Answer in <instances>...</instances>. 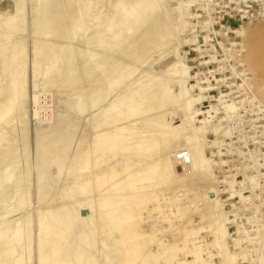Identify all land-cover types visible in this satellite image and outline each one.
<instances>
[{
    "label": "rangeland",
    "instance_id": "1",
    "mask_svg": "<svg viewBox=\"0 0 264 264\" xmlns=\"http://www.w3.org/2000/svg\"><path fill=\"white\" fill-rule=\"evenodd\" d=\"M41 5V0H0V110L7 104L0 116V264H40L39 247L48 254L53 245L47 237L62 226L50 218L61 207L62 214L70 212L71 217L65 240L60 239L56 248V264H78L85 250L81 233L89 231L94 232L90 254L95 264H142L145 258V264H179L184 257L181 264H227L225 257L230 256L233 264H264V100L255 96L238 62L243 41L239 32L247 27L264 30V0H46ZM49 22L52 30L48 26L44 31L42 23ZM15 51L18 62L10 66ZM162 85L179 97V103L169 98L162 108L155 96L150 98L155 110L129 112L135 101L157 94ZM198 96L202 99L191 108L204 114L192 123L203 128L197 137L208 177L193 172L192 157L180 139L165 147L157 138L156 145L143 152L136 143L149 131L144 129L145 119L156 112H174L171 123L178 125L184 119L181 104ZM113 129L123 130L119 135L124 137L116 152L106 149L105 142L95 149L94 137ZM189 131L185 136L192 135ZM175 155H185L190 162L184 164L178 156L173 160ZM163 158L170 160L168 171ZM152 166L160 173L155 170L152 176ZM135 172L147 179L135 186H143L138 192L147 200L135 198L141 203L136 213L132 210L131 223L138 225L140 237L151 241L130 259L127 253L137 240L120 242L123 236L115 224L104 226L103 215L95 211L103 201L101 189ZM167 173L170 181L163 187ZM123 184L116 185L111 196H118ZM144 186H149L148 193ZM83 189L88 195L78 194ZM86 199L94 206L89 231L83 221L90 216ZM128 200L111 205L122 206ZM42 218L50 220L51 231L40 234ZM216 219L225 221L219 245L214 243L213 233L221 227ZM197 244L204 250L199 262L192 256ZM171 248L176 249L174 258L168 253Z\"/></svg>",
    "mask_w": 264,
    "mask_h": 264
},
{
    "label": "bare ground",
    "instance_id": "2",
    "mask_svg": "<svg viewBox=\"0 0 264 264\" xmlns=\"http://www.w3.org/2000/svg\"><path fill=\"white\" fill-rule=\"evenodd\" d=\"M41 6L42 7H44L45 5H46V0H41ZM130 14H133V13H130ZM129 14V15H130ZM136 14V13H135ZM134 15V14H133ZM128 16V15H127ZM129 18V17H128ZM131 18V17H130ZM133 19V18H132ZM131 19V20H132ZM130 21V20H129ZM135 21V20H134ZM138 22V21H137ZM42 24H44L43 25V29H44V31H46V29L47 28H49L50 27V29H51V25H53L52 24V22H49V23H42ZM250 24V23H249ZM39 25H41V23L39 24ZM125 25V24H124ZM49 26V27H48ZM250 26V25H249ZM16 27V26H15ZM18 27V26H17ZM16 27V28H17ZM263 27V26H262ZM248 28V27H247ZM247 28H243V30L242 31H240L239 32V34L238 35H241L242 36V43H241V49H240V55H239V58H238V62L239 63H241L242 64V66H243V68H244V70H245V72H247V74L249 75V78H248V81H249V84H250V87H251V89H252V91H253V93L255 94V96H259L260 98H262L263 100H264V30L263 29H260V28H253V29H247ZM11 29V28H10ZM14 29V28H13ZM6 30V29H5ZM12 30V29H11ZM10 30V31H11ZM16 30V29H15ZM39 30H40V28H39ZM52 30V29H51ZM43 31V30H42ZM44 31H43V33H44ZM123 31V30H122ZM13 31H11V33H12ZM41 32V31H40ZM52 32V31H51ZM124 32V31H123ZM9 33V32H8ZM45 34H47V33H45ZM46 36V35H45ZM48 37V36H47ZM40 46V45H39ZM21 47V46H20ZM20 47H18V48H20ZM38 47V46H37ZM14 48H15V46H14ZM18 48H17V50H18ZM35 48H36V46H35ZM14 50V49H13ZM16 50V49H15ZM16 50V51H17ZM39 50V49H38ZM41 50V49H40ZM16 51L15 52H11V57H10V60H9V65L11 66V65H14V62H18V61H16L17 60V54H16ZM19 51H21V50H19ZM18 52V51H17ZM35 52V51H34ZM37 52V51H36ZM40 52V51H39ZM43 54V53H42ZM39 55V54H38ZM21 56H19V58H20ZM34 59V58H33ZM36 59V58H35ZM19 60V59H18ZM19 64V63H18ZM5 69H6V67H5ZM12 69L14 70V74L16 75V74H18V69L15 67V68H13L12 67ZM20 72V71H19ZM102 73V72H101ZM105 73V72H104ZM8 76V75H7ZM33 78H34V76H33ZM8 79V78H7ZM20 81V80H19ZM8 83V82H7ZM19 84V83H18ZM6 86V85H5ZM18 87H19V85H18ZM6 88V87H5ZM8 88V87H7ZM20 88V87H19ZM18 93H20V92H18ZM20 96V95H19ZM148 96V95H147ZM157 97V101L158 102H160L161 104H160V107H162V106H164V104H165V102H167V99H169V98H172L173 99V101H175L176 103H179L178 101V99H179V97L178 96H173V94H172V96H171V90L169 89V88H167V86L165 85V88H163V85L162 86H160V88H159V92L156 94H153V95H151L150 97H146V99H145V97H143L145 100H139V101H135L136 102V104L134 103V107L133 108H131V111L127 108V111L129 110V112H131V114H136V115H139V114H144V113H148V112H151V111H153V110H155L156 108H158V107H154V105L152 104V102H151V97ZM7 97V96H6ZM155 97V98H156ZM142 98V99H143ZM258 98V97H257ZM202 99V96L201 97H197V98H195L194 100H192L191 98H189V97H187L186 98V100H187V102H183L182 104H181V106H180V114H182L183 116H184V119L183 120H180V121H178L179 122V124L178 125H172V121H173V119L174 118H176L175 117V115H173L174 114V112H170V113H163V112H161V113H157L156 112V114L154 115V117L152 116V118H148V119H145L146 120V123H145V126H144V129L145 128H148L149 129V131H151V132H153L152 134H149V133H147V132H149L148 130L147 131H145L146 133L145 134H142V136H141V138H140V141H137L136 143L138 144V142H140L141 144H138V145H140L141 146V150L143 149V150H147V149H151L152 147H154L155 145H156V143H157V138L158 139H160L161 141V143L163 142V144H164V146L166 147V146H168V147H172V146H174V142L177 140L178 141V139H180V140H182L183 141V144H185L187 147V149L186 150H188L189 152L188 153H190V155H191V157H192V159H190V161L192 162V170H193V172L195 173V174H197V175H200V174H204V175H207V174H205L206 173V171H205V168H204V166H205V162H206V160H205V158L203 157V155H202V152H201V144H199V137H197V133L199 132L200 133V131H201V129H203V128H195V126L193 125V120L195 119V117H198V116H200L201 114L203 115L204 113H199L200 111H198L197 109H192L191 107H193L194 105V103L196 104L198 101H200ZM30 100V99H29ZM131 100V99H130ZM133 100V99H132ZM120 101V100H119ZM153 101H155V99L153 100ZM168 101H170V99L168 100ZM6 102V101H5ZM128 102H129V100H128ZM127 102V103H128ZM131 102V101H130ZM263 102V101H262ZM114 103V102H113ZM112 103V104H113ZM123 103V102H122ZM154 103H157V102H154ZM19 104V103H18ZM124 104V103H123ZM132 103H130V105H131ZM158 104V103H157ZM115 104H113V106H114ZM129 105V104H128ZM127 105V106H128ZM166 105V104H165ZM7 106V104H5L4 103V105H1V110H0V116L4 113V110H5V107ZM120 106H121V103H120ZM123 106V108L125 107V105H122ZM157 106H159V104L157 105ZM112 107V106H111ZM115 107H117V106H115ZM8 108V107H7ZM113 108V107H112ZM117 108H119V107H117ZM116 108V109H117ZM122 108V107H121ZM126 108V107H125ZM163 108V107H162ZM225 108H226V111H233V108H232V106H225ZM114 109V108H113ZM83 110V109H82ZM107 110H109L108 108H107ZM107 110H104V111H107ZM171 110V109H170ZM213 110V109H212ZM126 111V112H127ZM13 112V111H12ZM110 112V111H109ZM122 112H124V111H122ZM108 113V112H107ZM113 113H114V110H113ZM117 114H119V112H116ZM125 113V112H124ZM206 113H209L208 111H206ZM110 114V113H109ZM109 114H107V115H109ZM105 115V114H104ZM149 115V114H148ZM171 115V117H170V121H169V116ZM181 115V116H182ZM106 116V115H105ZM116 116V115H115ZM127 116H128V114H127ZM145 116V115H144ZM178 116H180L179 114H178ZM180 116V117H181ZM107 117V116H106ZM112 117H113V115H112ZM117 117H119V116H117ZM125 117V116H124ZM167 117V118H166ZM122 117H120L119 119H121ZM125 118H127V117H125ZM128 118H129V116H128ZM124 119V118H123ZM122 119V120H123ZM178 119H179V117H178ZM180 119H182V118H180ZM204 119V118H203ZM103 120H105V119H103ZM102 120V118H101V121H103ZM109 120V119H108ZM124 120H126V119H124ZM172 120V121H171ZM5 121H6V119H5ZM115 121H117V120H115ZM114 121V122H115ZM119 121V120H118ZM112 122V121H111ZM172 122V123H171ZM195 122V121H194ZM103 123H104V121H103ZM109 123V122H108ZM199 123H201V122H199ZM98 124H101V123H98ZM111 124L109 123V126H110ZM101 126V125H100ZM94 128H96V127H94ZM120 128V127H119ZM109 129H110V127H109ZM190 130L189 132H191L192 131V135H189V136H185L186 134L188 135V133H187V131L188 130ZM94 130V129H93ZM121 129H113L112 131H111V133L109 132V134L108 133H102V134H96L97 136L96 137H94L95 138V140H94V144H95V149H98V147H100V146H102V145H104V142L105 143H107L108 145L106 146V149L108 148L110 151H112L113 152V150L115 151V149L117 148L116 146L117 145H119L120 144V142L121 141H124V137H122V139H121V134L119 133V131H120ZM187 130V131H186ZM110 131V130H109ZM121 131H123V130H121ZM103 132H104V130H103ZM186 133V134H185ZM203 133V132H202ZM94 134V135H95ZM121 136H120V135ZM129 134V133H128ZM127 134V135H128ZM131 134H134V132H131ZM190 134V133H189ZM93 135V136H94ZM126 135V134H125ZM136 135V134H135ZM198 135H200V134H198ZM130 136V135H129ZM133 136V135H132ZM155 136V137H154ZM39 137V136H38ZM108 137H111L110 139L108 138ZM126 137V136H125ZM131 137V136H130ZM108 138V139H107ZM126 138H128V136L126 137ZM133 138V137H132ZM129 139V138H128ZM128 139H126V140H128ZM107 140H111L110 142L108 141L107 142ZM47 141V140H46ZM130 143V142H129ZM36 144H39V143H36ZM131 144H133V142L132 143H130V145ZM173 144V145H172ZM123 145H124V143H123ZM134 145V144H133ZM160 145V144H159ZM172 145V146H171ZM121 146V145H120ZM136 147V146H135ZM184 147V146H183ZM122 148V147H121ZM139 147H137V150H139L138 149ZM104 149V148H103ZM120 148H118L117 150H119ZM122 149H124V148H122ZM169 149V148H168ZM172 149V148H171ZM121 150V149H120ZM117 151V152H121V151ZM143 150H142V152H143ZM7 151V150H6ZM107 151V150H106ZM165 151H166V149H165ZM173 151H175V149L173 150ZM3 152V151H2ZM93 152H94V150H93ZM112 152H110L111 154H112ZM116 152V151H115ZM114 152V153H115ZM131 152V151H130ZM145 152V151H144ZM162 152V151H161ZM181 152H182V150H181ZM95 153V152H94ZM0 154H1V152H0ZM106 154V153H105ZM83 155H85L86 156V152L83 154ZM83 155H82V158H83ZM102 155V154H101ZM190 155H189V157H190ZM100 156V155H99ZM176 156H178V155H175L174 157H175V159L173 158V160H176L177 159V157ZM166 157V156H165ZM179 158H180V160H181V155L180 156H178ZM85 158V157H84ZM112 158V157H111ZM162 158V157H161ZM168 158V157H167ZM164 159V160H162V161H164L163 162V164H164V167H165V169L164 170H166V171H168V169L170 168V166H171V163H170V160H168V159ZM86 159H87V156H86ZM89 160V159H88ZM189 161V162H190ZM85 162H87V161H85ZM159 162H160V160H159ZM78 164V163H77ZM88 164V163H87ZM157 165H158V163H157ZM151 166V165H150ZM155 166V165H154ZM162 166V165H161ZM149 167V166H148ZM160 167V166H159ZM142 168V167H141ZM130 169V168H129ZM139 169V168H138ZM151 169V174H152V176H153V174L155 173L154 171L155 170H158V168H155V167H153L152 166V168H150ZM143 170H144V168H143ZM161 170V169H160ZM126 171V170H125ZM127 171H129V170H127ZM136 171V170H135ZM147 171V170H146ZM161 171H163V170H161ZM124 172V171H123ZM137 172V171H136ZM135 172V174H133V175H130V174H128V175H126L125 176V179L124 180H121V181H115L116 183H114V184H112L111 185V187L110 188H107V189H105V190H103V189H101L100 190V194H98V195H101L102 196V199H103V201L104 200H106V202H107V200H113V198H115L113 201L115 202V203H111L112 205L113 204H118V202H123V201H125V200H128V198L129 197H131V195H132V193L134 192V194H136V196L134 195V196H132V199H130V200H128V204H125L124 203V205H122V206H112L110 203H105V202H103V201H101V203L99 204V207L97 208V211H95V212H98L99 213V215L101 214V215H103V216H101V218L102 219H104L105 221H106V223L104 224V226H106V224L107 225H110V224H115V227L117 228V230H118V232H120L121 233V236H123V237H121L120 238V242H124V241H126V239H136L137 241H135L137 244H135V249H133L132 251H128V253H127V255L128 256H130L129 258L130 259H132V257L135 255L136 256V254L138 253V252H140L139 251V248L141 247V246H145V244H147L148 243V241L150 242L151 240H150V238H145V236L144 237H140L139 235H138V233H136L137 232V230H138V225H136V223H131V220L133 219V217H132V210H134V212L136 213V209H135V207H137L138 206V204H140V203H136L135 201V198H141V197H143L142 198V200L144 199L145 200V197H146V200H147V195H142V193H144V192H142L141 194L138 192V191H140L141 190V188L143 187V186H141V187H139V185H140V183L139 182H141V181H145V180H147L146 178L145 179H143V177H141L140 175H142V174H139V173H136ZM140 172H141V170H140ZM158 172H159V170H158ZM165 172V171H164ZM146 173V172H145ZM160 173V172H159ZM158 173V174H159ZM163 173V172H162ZM161 173V174H162ZM170 173V172H169ZM42 174V173H41ZM124 174H126L125 172H124ZM113 175V174H112ZM163 175V174H162ZM203 175V176H204ZM1 177V176H0ZM100 176H96L95 178H97V179H100L99 178ZM122 177V176H121ZM193 177V176H192ZM199 177V176H198ZM206 177H208V175L206 176ZM205 176H204V180H206L205 178H206ZM117 178V177H116ZM115 178V179H116ZM180 178V177H179ZM103 179V178H102ZM101 179V180H102ZM185 179V178H184ZM41 180V179H40ZM100 180V181H101ZM104 180V179H103ZM162 180V179H161ZM198 180V179H197ZM2 181V180H1ZM42 181V180H41ZM170 181V174H168L167 173V175L164 177V181L162 182V183H160V184H163V185H161V186H163L164 187V185L165 184H168V182ZM203 181V180H202ZM5 182V181H4ZM159 182V181H158ZM40 183V182H39ZM103 183V182H102ZM102 183H101V185H102ZM121 183H124L123 185V187L121 188V190L118 192L119 194H117L118 196H116V197H113V196H115L114 194L115 193H111L112 191H114L116 188H115V186L116 185H118V184H121ZM137 183H139V185H138V187L139 188H135V186H136V184ZM176 183V182H175ZM178 183V182H177ZM182 183V182H181ZM184 183V182H183ZM18 184V183H17ZM43 184V183H42ZM104 184V183H103ZM145 184V183H144ZM152 185V184H151ZM156 185V184H155ZM159 185V184H158ZM172 185V184H171ZM8 186V185H7ZM83 186H85L84 184H83ZM103 186V185H102ZM157 186V185H156ZM145 187L146 186H144V189H145ZM148 187L149 186H147L146 187V189H147V193H148ZM154 187V186H153ZM183 187H184V185H183ZM2 188V187H1ZM117 188H119V187H117ZM8 189V188H7ZM77 189H79V188H77ZM95 189V188H94ZM130 190V191H132V193L131 192H129V194L131 193V195H127L128 193H126V196H128V197H124L123 195V193L126 191V190ZM152 189H154V188H152ZM42 190V189H41ZM96 190H98L97 188H96ZM80 191V193H78V194H82V193H87L88 191L87 190H85V189H83L82 191L81 190H79ZM141 191H143V190H141ZM140 191V192H141ZM154 191V190H153ZM153 191H150V192H153ZM4 192V191H3ZM74 192H76V191H74ZM146 192H145V194H146ZM174 192V191H173ZM215 192V189H213V190H211V191H209V192H207V194L208 193H211V194H213ZM160 193V192H159ZM89 194H90V192H89ZM123 194V195H122ZM138 194V195H137ZM140 194V195H139ZM179 194V193H178ZM69 195V194H68ZM87 195H88V193H87ZM111 195H113V196H111ZM148 195H150V194H148ZM151 195H153L152 193H151ZM41 196V195H40ZM81 196V195H80ZM82 196H84V195H82ZM101 196H97V197H101ZM111 199H110V198ZM119 197H120V199H119ZM151 197V196H150ZM149 196H148V198H150ZM153 197V196H152ZM151 197V199H153ZM200 197V196H199ZM203 197V196H202ZM84 198H86V197H84ZM83 198V199H84ZM206 198V202H208V203H211L209 200H208V196L205 194L204 195V199ZM98 199V198H97ZM192 199V198H191ZM203 199V198H202ZM201 199V200H202ZM80 200H81V198H80ZM87 201H89V203H87L86 204V206H88V208H89V211H90V216L88 217V218H86L85 220H83V221H85L86 223H88V224H86V226H85V230L86 231H89V228H90V226H92V216H94V215H92V213L94 212L93 211V208H92V206L90 205L91 204V202H90V199L88 200V199H86ZM85 200V201H86ZM135 200V201H134ZM155 200V199H154ZM84 201V200H83ZM84 201V202H85ZM86 201V202H87ZM117 201V202H116ZM80 202V201H79ZM144 202V201H143ZM147 202V201H146ZM148 202H150V201H148ZM157 202V201H156ZM179 202V201H178ZM145 203V202H144ZM168 203V202H167ZM120 204H122V203H120ZM213 204V203H212ZM126 205V206H125ZM156 205H158V203L156 204ZM185 205V204H184ZM211 205V204H210ZM125 206V207H124ZM143 206V205H142ZM213 208H214V210H215V208L216 209H218V206L216 205V204H213ZM59 207V206H58ZM72 207V206H71ZM94 207V206H93ZM120 207V208H119ZM147 207V206H146ZM158 207V206H157ZM175 207V206H174ZM173 207V208H174ZM180 207V206H179ZM211 207V206H210ZM152 208H153V206H152ZM155 208V207H154ZM62 209H64L63 207H61L60 209H57L58 210V213H55L54 212V214H55V216H54V214L50 217V218H52L53 220V223H54V221H56V222H62V226L60 227V228H58V230L57 229H55V230H53V231H51V229H50V223H49V221L47 222L46 220H43V218L39 221V224H38V231H39V233L41 234V233H47L48 231H51L49 234V237H47L48 239H49V242H51L52 243V247H51V250H49L50 252H48V254H46L45 252H44V250L42 249V247H39V253H38V259H39V261H40V264H56V260H57V250H56V248H57V245H58V242H59V240L60 239H64L63 238V236H64V233L65 232H67V230L69 229V224H70V222H69V219H70V217H71V215H69L68 216V213H70V212H66L65 210H63V211H65L66 213H67V215L64 213V215L62 214V212H61V210ZM144 209V208H143ZM156 209V208H155ZM178 209V208H177ZM196 209V208H195ZM154 210V209H153ZM158 210V209H157ZM162 210V209H161ZM212 210V209H211ZM155 211V210H154ZM216 211V210H215ZM219 211V210H218ZM49 212V211H48ZM61 212V213H60ZM195 212V211H194ZM46 213V212H45ZM50 213V212H49ZM71 213H72V211H71ZM97 213V214H98ZM161 213V212H160ZM212 213V212H211ZM210 213V214H211ZM218 213V212H217ZM217 213H215V214H217ZM220 213V212H219ZM134 214V213H133ZM178 214V213H177ZM213 214V213H212ZM224 214V212L222 213V215ZM43 215V214H42ZM49 215V214H48ZM63 215V216H62ZM73 215V214H72ZM137 215V214H136ZM147 215V214H146ZM158 215V214H157ZM219 215V214H218ZM218 215H217V218H218ZM41 216V215H40ZM47 216V215H46ZM74 216V215H73ZM87 216V215H86ZM175 216V215H174ZM202 216V215H201ZM208 216V215H207ZM212 216V215H211ZM181 217V216H180ZM48 218V217H47ZM46 217H45V219H47ZM76 218V217H75ZM159 218V217H158ZM207 218V217H206ZM214 218V217H213ZM220 218V217H219ZM218 218V219H219ZM218 219H216L217 221H219L220 219H223L222 218V216H221V218L218 220ZM72 220V219H71ZM130 220V221H129ZM133 220H135V219H133ZM132 220V221H133ZM141 220V219H140ZM209 220H210V218H209ZM223 220H225V218L223 219ZM51 221V222H52ZM69 222V223H68ZM74 222V221H73ZM82 222V221H81ZM80 222V223H81ZM84 222V223H85ZM131 224H130V223ZM134 222V221H133ZM137 222V221H136ZM216 222V221H215ZM220 222V221H219ZM218 222V223H219ZM225 222V221H224ZM223 222V223H224ZM212 223H213V221H212ZM223 223L221 224V222L219 223V224H221V227L220 226H218V227H220L219 229H217L216 231L217 232H215V233H213V234H215V239H214V243L216 244V245H219V240H221V239H224L223 237H225L224 236V230H225V228H222L223 227ZM28 224V223H27ZM59 224V223H58ZM75 224V223H74ZM90 224V225H89ZM102 224V223H101ZM126 224H128V225H126ZM138 224V223H137ZM143 224V223H142ZM186 224H188V223H186ZM89 226V228H87L88 226ZM126 225V226H125ZM188 225H191V223L190 224H188ZM27 226V225H26ZM104 226L102 225V227L104 228ZM217 227V228H218ZM99 228V227H98ZM101 228V227H100ZM27 229V228H26ZM54 229V228H53ZM161 229V228H160ZM182 229V228H181ZM214 229V228H213ZM216 229V228H215ZM7 230V229H6ZM71 230H72V227H71ZM92 230H93V228H92ZM103 230V229H102ZM101 230V231H102ZM116 230V231H117ZM190 229H188V231H189ZM192 230V229H191ZM239 230V229H238ZM16 231V230H15ZM20 231V230H19ZM18 231V232H19ZM29 231V230H28ZM70 231V230H69ZM100 231V230H99ZM185 231H187V230H185ZM188 231H187V233H188ZM193 231V230H192ZM196 231V230H195ZM200 231V230H199ZM226 231V230H225ZM71 232V231H70ZM81 232V231H80ZM82 232H83V229H82ZM91 232V233H90ZM139 232V231H138ZM141 232V231H140ZM152 232V231H151ZM182 232H183V230H182ZM25 233V232H24ZM28 233V232H27ZM68 233V232H67ZM83 233H86V232H83ZM83 233H81L82 234V236L80 235V237H82V242H80V243H82V244H84L85 245V250L83 249V248H81L82 250H84L81 254H80V258H79V261L77 262L78 264H82L83 262H86V263H88V264H95V261H93V260H95V259H92V257H93V255L91 256V254H90V251H92L91 250V248H92V246H93V244H92V237L91 236H93V234H94V232L92 233V231H89L88 233H90V234H92V235H88V233H87V235L86 234H83ZM192 233V232H191ZM226 233V232H225ZM4 234V233H3ZM16 234V233H15ZM20 234V233H19ZM103 234H104V232H103ZM190 233H188L187 235H189ZM195 234H196V232H195ZM18 235V234H17ZM69 235V234H68ZM143 235V234H142ZM185 235H186V233H185ZM192 235H194L193 233H192ZM20 236V235H19ZM105 236V235H104ZM190 237H191V235H189ZM14 237V236H13ZM146 237H148V236H146ZM188 237V236H187ZM103 238V237H102ZM80 239V238H79ZM129 239V240H130ZM189 239V238H188ZM14 240H15V238H14ZM65 240V239H64ZM95 240V239H94ZM130 240V241H131ZM46 241H47V239H46ZM63 241V240H62ZM184 241V240H183ZM190 241H192V239L191 240H189L188 241V243L190 242ZM196 241V240H195ZM31 242V241H30ZM132 242V241H131ZM162 242V241H161ZM180 242H181V240H180ZM187 242V241H186ZM7 243V242H6ZM39 245H43V241H41L40 239H39ZM47 243V242H46ZM70 243V242H69ZM68 243V244H69ZM97 243V242H96ZM113 243V245H116V243H114V242H112ZM111 243V244H112ZM129 243V242H128ZM158 243V242H157ZM192 243H194V242H192ZM130 244V243H129ZM132 244V243H131ZM149 244V243H148ZM159 244H161V243H159ZM1 245V244H0ZM10 245H11V243H10ZM38 245V246H39ZM83 245V246H84ZM127 245V244H126ZM156 245V244H155ZM162 245H164V244H162ZM162 245H161V247H162ZM191 245H193V244H191ZM198 245V244H197ZM129 246V245H128ZM127 246V247H128ZM133 246V245H132ZM148 246V245H147ZM182 246V245H181ZM196 246V245H195ZM192 246L194 249H192L193 250V252H192V256H193V258H194V260L193 261H195V262H199V261H201V252H203V251H201V249L199 248L200 246L198 245V246ZM126 247V248H127ZM164 247V246H163ZM66 248V247H65ZM126 248H125V251L124 252H126ZM188 248V247H187ZM145 249V248H144ZM162 249V248H161ZM184 249H186V248H184ZM48 250V249H47ZM183 250V249H182ZM181 250V251H182ZM189 250V249H188ZM188 250L187 251H185V252H187L188 253ZM74 251V250H73ZM167 251V250H166ZM166 251H164L165 253H166ZM176 251V249H174V248H171L170 249V252H169V250H168V253H170V257H173V256H175V252ZM180 251V250H179ZM190 251V250H189ZM223 251V250H222ZM227 251V250H226ZM66 252H68V250L66 251ZM141 252H143V251H141ZM158 252V251H157ZM177 252H178V250H177ZM191 252V251H190ZM64 253V252H63ZM136 253V254H135ZM145 253V252H144ZM162 253V252H161ZM183 253H184V251H183ZM220 253H221V251H220ZM223 253V252H222ZM66 254V253H65ZM145 254H147L146 256H147V260H148V258H151L152 259V255L151 254H148V253H145ZM145 254H143L142 256H144L145 257ZM167 254V253H166ZM185 254V253H184ZM184 254H183V257H184ZM191 254V253H190ZM189 254V255H190ZM79 255V254H78ZM126 255V256H127ZM163 255V254H162ZM188 255V256H189ZM228 255V254H227ZM5 256V255H4ZM64 256V255H63ZM134 256V257H135ZM138 256V255H137ZM141 256V255H140ZM156 256V255H155ZM165 256V255H164ZM163 256V257H164ZM191 256V257H192ZM5 257H7V256H5ZM62 257V256H61ZM144 257H142L143 259H144ZM154 257V256H153ZM160 257H161V255H160ZM168 257V256H167ZM179 257V256H178ZM224 257H225V255H224ZM229 257V256H228ZM9 258V257H8ZM69 258V257H68ZM137 258V257H136ZM135 258V259H136ZM155 258V257H154ZM157 258H159V257H157ZM166 258V257H165ZM165 258H163V259H165ZM174 258V257H173ZM185 258V257H184ZM184 258H181V260H180V258H179V261L180 262H178L179 264H181V262L183 263V261L185 260ZM237 258V257H236ZM125 259V258H124ZM138 259H140V258H138ZM146 259V258H145ZM145 259H144V261H143V263L142 264H145L147 261H145ZM168 259V258H167ZM184 259V260H183ZM225 259H227V264H233V261H235V259H234V257H232V256H230L229 258H226L225 257ZM18 260V259H17ZM159 260V259H158ZM157 260V261H158ZM170 260V259H169ZM4 261H6V260H4ZM129 262H131L132 263V261H130V260H128ZM136 261V260H135ZM140 261H141V259H140ZM168 261V260H167ZM170 261H172V260H170ZM204 261V260H203ZM224 261V260H223ZM104 262V261H103ZM133 262H134V259H133ZM173 262V261H172ZM168 263V262H167ZM204 262H202V264H203ZM11 264V263H10ZM22 264V263H21ZM139 264H141V263H139ZM148 264H150V262L148 263ZM153 264V263H152ZM172 264V263H171ZM209 264V263H208ZM226 264V263H225Z\"/></svg>",
    "mask_w": 264,
    "mask_h": 264
},
{
    "label": "built area",
    "instance_id": "3",
    "mask_svg": "<svg viewBox=\"0 0 264 264\" xmlns=\"http://www.w3.org/2000/svg\"><path fill=\"white\" fill-rule=\"evenodd\" d=\"M181 161H183L184 164L189 163V159L187 157H185V155H181Z\"/></svg>",
    "mask_w": 264,
    "mask_h": 264
}]
</instances>
